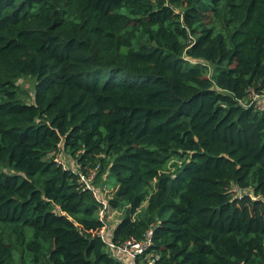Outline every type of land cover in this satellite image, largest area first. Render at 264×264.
Masks as SVG:
<instances>
[{
	"label": "trees",
	"instance_id": "obj_1",
	"mask_svg": "<svg viewBox=\"0 0 264 264\" xmlns=\"http://www.w3.org/2000/svg\"><path fill=\"white\" fill-rule=\"evenodd\" d=\"M251 93L264 0H0V264H127L99 236L108 179L112 244L151 231L153 264H264Z\"/></svg>",
	"mask_w": 264,
	"mask_h": 264
},
{
	"label": "built area",
	"instance_id": "obj_2",
	"mask_svg": "<svg viewBox=\"0 0 264 264\" xmlns=\"http://www.w3.org/2000/svg\"><path fill=\"white\" fill-rule=\"evenodd\" d=\"M251 97L253 101L255 102V106L258 110L264 109V102H262L258 95L251 93ZM58 162L61 163L60 160ZM97 169H89L87 174H81V182L86 185L87 188L93 190L91 184L96 177ZM94 192V196L99 201L101 207L98 210L97 214L99 216V219L102 220L104 217V213L108 211L107 209V199L108 192L106 190V187L103 188L101 192ZM100 238L105 240L107 244V248L114 252L117 256L122 258V260L126 261L127 264H153L156 255L153 254H147L146 252L150 246V239H151V231H147L144 235V239L141 241H135V240H128L124 242L123 244H112L110 241H108L107 237V231H101L99 234Z\"/></svg>",
	"mask_w": 264,
	"mask_h": 264
},
{
	"label": "rangeland",
	"instance_id": "obj_3",
	"mask_svg": "<svg viewBox=\"0 0 264 264\" xmlns=\"http://www.w3.org/2000/svg\"><path fill=\"white\" fill-rule=\"evenodd\" d=\"M34 79L28 78V79H22L17 81V86L19 88V91L22 93L21 97L26 99V101L32 100L33 95V87H34ZM171 168V167H170ZM108 185L106 186L107 192H112L114 190V182L112 180L108 179ZM145 204H143L144 206ZM119 213L115 210H108L106 213H104L103 219H105V222L108 224L105 227V230L109 233L111 232V228L116 226L117 221L119 220Z\"/></svg>",
	"mask_w": 264,
	"mask_h": 264
},
{
	"label": "water",
	"instance_id": "obj_4",
	"mask_svg": "<svg viewBox=\"0 0 264 264\" xmlns=\"http://www.w3.org/2000/svg\"><path fill=\"white\" fill-rule=\"evenodd\" d=\"M250 195H251L252 197H254V195H253V193H252V192L250 193Z\"/></svg>",
	"mask_w": 264,
	"mask_h": 264
}]
</instances>
